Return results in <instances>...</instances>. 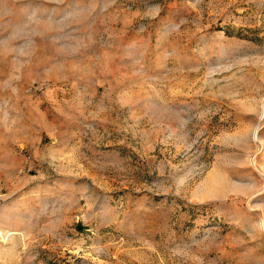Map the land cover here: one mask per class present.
Here are the masks:
<instances>
[{"label":"rangeland","instance_id":"1","mask_svg":"<svg viewBox=\"0 0 264 264\" xmlns=\"http://www.w3.org/2000/svg\"><path fill=\"white\" fill-rule=\"evenodd\" d=\"M0 264H264V0H0Z\"/></svg>","mask_w":264,"mask_h":264}]
</instances>
